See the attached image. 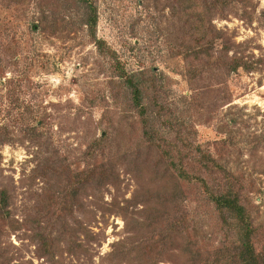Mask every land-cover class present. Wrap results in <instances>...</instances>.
<instances>
[{
  "label": "rangeland",
  "instance_id": "374dc122",
  "mask_svg": "<svg viewBox=\"0 0 264 264\" xmlns=\"http://www.w3.org/2000/svg\"><path fill=\"white\" fill-rule=\"evenodd\" d=\"M56 1L8 9L0 0V195L7 191L10 212L0 229L1 260L215 264L225 236L213 204L198 185L177 179L145 140L128 88L81 25V2ZM93 1L98 38L129 72L153 77L157 88H144L149 110L188 122L195 144L239 179L263 248L264 0H226L212 17L189 24L177 0ZM51 6L69 10V29L30 30L45 27L41 13ZM203 32L215 57L229 49L233 72L201 69L192 49ZM155 102L166 111L156 113ZM95 141L101 148L89 157ZM88 170L94 176L74 213H58L67 178ZM37 220L52 231L53 257L38 240Z\"/></svg>",
  "mask_w": 264,
  "mask_h": 264
},
{
  "label": "trees",
  "instance_id": "16d2710c",
  "mask_svg": "<svg viewBox=\"0 0 264 264\" xmlns=\"http://www.w3.org/2000/svg\"><path fill=\"white\" fill-rule=\"evenodd\" d=\"M7 1H9L6 6L8 9H20V7L25 6L29 0ZM79 1L84 8L80 16L82 21L81 25L87 28V32L96 44L99 53L112 60V67L115 73L126 88H128L131 104L140 118L145 140L149 145L162 152L177 179L187 184H196L202 188L208 202L213 204L214 209L217 211L224 232L225 242L222 247L218 248L215 252V264H264V247L259 248L257 246V241L259 242V230L254 224L251 212L242 202L241 193L238 188L239 179L226 166L213 158L210 152L204 151L199 144H195L193 132L188 122L184 119L174 116L173 113L168 114L170 116H166V118V114L158 117L154 116V112L149 110L145 102L144 92L147 82H149L152 87L157 88L153 81V77L145 71L134 74L126 69L119 59L117 52L106 40L100 39L97 36L99 15L94 1ZM177 1L181 5L180 10H182L188 19L186 23L189 24L193 23L194 19L203 22L206 17H212L213 9H216L219 3L225 2L226 0ZM51 9L54 10L52 6ZM47 11L50 10L43 9L41 13V20L45 27H43L42 24H31L30 30L35 33H40L47 31V29H51L53 33L62 31L63 29H69V24L65 17L67 13H69V10H65L64 14L57 10L51 11L50 14H48ZM59 19L61 22H59ZM214 48V41L211 40L208 33L203 32V34L196 39L192 53L196 60L201 61L203 66H201V69L204 71L206 67H222L229 72H233L235 67L232 58H225L228 57L229 49H227L223 57H215ZM243 65L249 70L256 69L254 65L248 62H243ZM203 71H201V73ZM198 72L199 70L197 73ZM194 74L192 76H195ZM155 104L157 105L156 113L159 115L166 111L158 102H155ZM100 148V141H95L90 146L88 156L94 157L96 151ZM193 165L199 166L195 170ZM214 175L221 177L219 178ZM93 176L94 173L91 170L71 174L63 187L64 192L61 207H54L56 211L65 215L73 214L74 205L78 203L81 189L91 182ZM8 205L9 195L6 190H3L0 195V229L5 226L4 222H7L10 217ZM37 223L41 228L40 232L37 234L38 240L42 242L45 254L53 257L55 255V246L53 243L52 231L49 226L44 228L41 221ZM0 237H2L1 233ZM1 259L2 257H0V264H4ZM190 264L201 263L192 258Z\"/></svg>",
  "mask_w": 264,
  "mask_h": 264
}]
</instances>
